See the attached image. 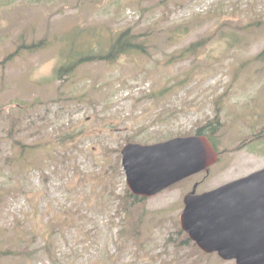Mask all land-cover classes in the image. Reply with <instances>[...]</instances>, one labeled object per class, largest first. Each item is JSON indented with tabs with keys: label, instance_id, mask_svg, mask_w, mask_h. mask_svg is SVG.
Instances as JSON below:
<instances>
[{
	"label": "rangeland",
	"instance_id": "1",
	"mask_svg": "<svg viewBox=\"0 0 264 264\" xmlns=\"http://www.w3.org/2000/svg\"><path fill=\"white\" fill-rule=\"evenodd\" d=\"M127 30L145 53L56 75ZM205 126L217 161L133 225L123 145ZM262 168L264 0H0V264H236L182 242L183 198Z\"/></svg>",
	"mask_w": 264,
	"mask_h": 264
},
{
	"label": "water",
	"instance_id": "2",
	"mask_svg": "<svg viewBox=\"0 0 264 264\" xmlns=\"http://www.w3.org/2000/svg\"><path fill=\"white\" fill-rule=\"evenodd\" d=\"M204 135L174 137L154 144L128 142L121 161L128 189L148 198L201 171L218 159ZM184 195L181 228L206 254L236 264H264V168L197 193Z\"/></svg>",
	"mask_w": 264,
	"mask_h": 264
},
{
	"label": "trees",
	"instance_id": "3",
	"mask_svg": "<svg viewBox=\"0 0 264 264\" xmlns=\"http://www.w3.org/2000/svg\"><path fill=\"white\" fill-rule=\"evenodd\" d=\"M136 38L135 35L130 34V32L123 31L118 33V35L113 38L112 41L109 42V45L107 47H104V52H93V48L91 49L89 47H85V49L77 50L75 48L74 40H70V54L67 57V59L64 61V63L60 66V69H58L57 74L58 76L63 75V71L66 72L65 74H71L76 70V66L83 62L93 61L95 60H105L108 62H114L120 55L128 54V53H142L144 51V48L142 47V44H137L134 39ZM100 45V44H99ZM198 44H191L188 47L184 48V50L181 51V56H187L191 51L197 46ZM102 44L100 45L99 49H102ZM142 48V49H140ZM91 50V51H90ZM90 51V53L88 52ZM23 114V111L21 112ZM16 116H13V113H8V120H9V130L8 133H11L13 131V128L15 126V121L19 120L16 119ZM216 130L215 127L211 126H205L204 128H200L196 131V135H204L206 136L212 144H214L211 133ZM140 197H137L135 195H132L128 190L126 194L121 197V207L124 212H129V216L131 217L132 224L138 223L139 220H141V211H140ZM183 243H192L191 240L186 236L183 241ZM195 244V243H193Z\"/></svg>",
	"mask_w": 264,
	"mask_h": 264
},
{
	"label": "flooded vegetation",
	"instance_id": "4",
	"mask_svg": "<svg viewBox=\"0 0 264 264\" xmlns=\"http://www.w3.org/2000/svg\"><path fill=\"white\" fill-rule=\"evenodd\" d=\"M217 152H218V154H220L219 151H217Z\"/></svg>",
	"mask_w": 264,
	"mask_h": 264
}]
</instances>
